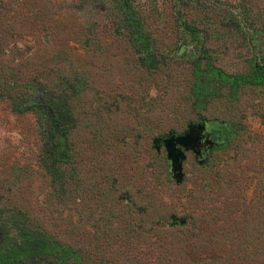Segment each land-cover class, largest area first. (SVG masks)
Segmentation results:
<instances>
[{"label": "rangeland", "instance_id": "1", "mask_svg": "<svg viewBox=\"0 0 264 264\" xmlns=\"http://www.w3.org/2000/svg\"><path fill=\"white\" fill-rule=\"evenodd\" d=\"M131 2L155 70L140 64L115 0H0V92L49 91L74 122L51 181L36 162L43 126L0 97L1 201L69 244L77 264H264V83L196 99L188 60L246 70L264 0ZM183 45L189 56L175 53ZM257 49L264 60L263 41ZM190 123L205 136L178 178L155 138Z\"/></svg>", "mask_w": 264, "mask_h": 264}, {"label": "trees", "instance_id": "2", "mask_svg": "<svg viewBox=\"0 0 264 264\" xmlns=\"http://www.w3.org/2000/svg\"><path fill=\"white\" fill-rule=\"evenodd\" d=\"M120 21L137 53L140 64L149 70L157 69L160 59L150 33L144 28L131 0H115ZM264 36L250 37L254 48L246 70L228 71L217 65L211 56L189 58L193 82L191 90L196 99L216 88L227 86L229 90L247 84L264 83V60L257 46ZM196 45V44H195ZM197 46V45H196ZM201 50L206 48L201 44ZM178 56H189L187 46L176 48ZM8 96L11 110L15 113L32 112L36 122L43 126V138L39 142L36 159L51 181L62 179L60 165L70 157L68 132L74 122L68 105L56 99L49 91L38 88L25 97L0 92ZM62 182V181H61ZM0 196V264H77L80 254L72 247L48 234L29 219L26 211L17 203ZM77 256V257H76ZM76 257V258H75ZM75 258V259H74Z\"/></svg>", "mask_w": 264, "mask_h": 264}, {"label": "water", "instance_id": "3", "mask_svg": "<svg viewBox=\"0 0 264 264\" xmlns=\"http://www.w3.org/2000/svg\"><path fill=\"white\" fill-rule=\"evenodd\" d=\"M200 123H190L183 133L175 134L169 131L155 138V141L164 143L167 157L170 160L171 168L178 178L182 174L183 160L186 158V150L197 149L202 145L205 134Z\"/></svg>", "mask_w": 264, "mask_h": 264}]
</instances>
